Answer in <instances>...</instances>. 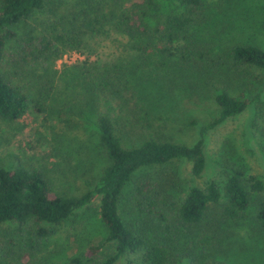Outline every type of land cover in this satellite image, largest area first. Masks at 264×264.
<instances>
[{
    "label": "trees",
    "instance_id": "obj_1",
    "mask_svg": "<svg viewBox=\"0 0 264 264\" xmlns=\"http://www.w3.org/2000/svg\"><path fill=\"white\" fill-rule=\"evenodd\" d=\"M47 7L54 18L37 22ZM212 8L207 0H0V119L14 121L29 108L42 112L46 98L79 86L70 101L86 99L81 117H94L107 157L79 194L58 192L42 170L0 162V235L14 258L0 264H18L17 243L31 254L55 226L87 208L111 247L99 258L101 245H91L66 264H117L131 254L139 264H264V178L228 162L219 164V179L180 180L182 163L193 177L204 176L210 131L249 108L251 136L264 151V48L236 40L222 45V20ZM207 27L215 37H205ZM112 34L121 37V53L103 61L96 47ZM65 49L84 59L59 71L54 61ZM199 78L215 114L206 124L195 121L190 144L137 134L133 126L143 119L133 121L117 100L120 91L133 90L135 103L164 106L177 90L201 91ZM124 199L134 219L122 216Z\"/></svg>",
    "mask_w": 264,
    "mask_h": 264
},
{
    "label": "rangeland",
    "instance_id": "obj_2",
    "mask_svg": "<svg viewBox=\"0 0 264 264\" xmlns=\"http://www.w3.org/2000/svg\"><path fill=\"white\" fill-rule=\"evenodd\" d=\"M213 1V2H212ZM212 10L220 14L224 30L221 32L222 45L236 41L257 42L264 48V0H207ZM58 15L61 11L57 9ZM54 18L47 7L36 20ZM57 17V16H55ZM233 19V21H231ZM49 22V20H48ZM229 22L232 27L227 30ZM207 27L203 30L205 37L210 36ZM213 33L214 30H212ZM112 41L110 38H116ZM217 39V38H216ZM121 40L117 34H112L99 41L97 54L99 59L108 61L121 53L118 46ZM218 41H214L215 44ZM210 42V41H209ZM213 42V41H211ZM11 47V45H10ZM94 57V56H93ZM81 53L74 49H65L54 61V68L62 71L83 60ZM204 77V76H202ZM201 86V91L177 90L173 98L153 104L138 100L135 92L120 91L123 113L132 118H142L140 124L134 125L137 134L153 135L156 138H170L184 143H193L197 139V126L195 121L206 124L215 114V107L211 94L205 88V81L195 80ZM255 85V82L252 83ZM257 84V83H256ZM47 87L51 85H46ZM64 89V88H62ZM258 89V87H256ZM59 90V89H56ZM79 86H66L65 96L60 92L59 97L46 98L44 93L41 100L46 109L37 112L29 108L20 118L14 121L0 119V162L6 168H15L19 165L42 170L62 194H79L86 188L87 182H93L106 164L107 157L98 139V133L93 125L94 117L87 122L81 117L80 107H86V99L77 95L71 103L73 91L77 92ZM200 90V89H199ZM131 91H133V94ZM124 92V94H123ZM135 97H134V96ZM124 98H131L124 102ZM264 105V93L261 95ZM72 104V110L68 106ZM132 106L139 114L132 115ZM87 108V107H86ZM134 117V118H133ZM251 108L237 117L229 119L210 131L207 141V155L209 167L202 177H193L190 174L188 163L180 166V180L187 184L201 185L208 178L219 179V164L228 162L244 165L247 173L256 174L264 178V151L253 139L250 133ZM96 201V200H95ZM119 208L125 219L137 216L131 205L124 199ZM91 211V212H90ZM81 218H75L67 223L55 226L54 232L41 240L31 250L25 252L26 247L18 244L14 246L18 254L22 253L18 264H66L69 259L91 245H101V254L109 251L111 245L104 241L105 229L98 220L95 212L86 209ZM8 245L2 241L0 235V260L13 261V256L7 255ZM6 250V252H5ZM139 264L135 254L127 255L117 264ZM249 260V258H248ZM250 262V261H249Z\"/></svg>",
    "mask_w": 264,
    "mask_h": 264
}]
</instances>
